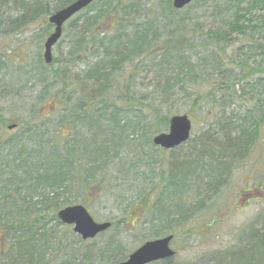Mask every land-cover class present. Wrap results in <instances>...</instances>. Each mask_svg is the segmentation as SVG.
Masks as SVG:
<instances>
[{
  "label": "trees",
  "instance_id": "trees-1",
  "mask_svg": "<svg viewBox=\"0 0 264 264\" xmlns=\"http://www.w3.org/2000/svg\"><path fill=\"white\" fill-rule=\"evenodd\" d=\"M201 1L205 5L220 8V15L223 17L228 16V19L236 17L234 23L233 19L226 22L227 27L230 31H237L243 35L246 33L243 31L245 26L241 24V19H246L242 16L246 12H243L241 6L246 5L249 8L248 12L251 13L264 8V0H196L194 3L200 2V5H203ZM74 2L76 0H59L54 8H51L47 0H0V36L22 34L34 22L45 18V33L40 36L43 41L52 33V26L46 19L55 11ZM159 3L166 6L164 13L172 14L175 11L170 0H159ZM137 4L139 5L133 2L131 11H128V7L125 11H121L124 8L121 5L120 29L113 36L109 37L105 32H98L102 17L109 11H118L110 5L107 9L100 10L89 17L88 22L82 27L77 25L73 28L78 34V44L76 51L70 53V58L82 60L83 57H78L82 49L96 51V56L83 71L84 77L69 83L67 75L71 64L70 58L67 62L65 61L66 65L60 63L57 71H52L54 81L57 84L60 82L59 84L63 86L58 94L51 96L52 108H62L60 120L55 124L57 131L55 136L46 137L48 116H42L43 113L37 110L35 116L29 118L27 124L25 123L27 127L23 130L25 131L23 138L14 137L12 133L16 130H7L14 121L7 119L4 110L0 109V153H7L5 157H0V171L7 173L10 170L14 175L20 171L24 179L19 182V185H23L26 189L10 187L7 192L0 194V234L7 242V249L2 251L3 242L0 241V255L4 258L7 256L2 264H45L43 258L49 246L48 241H45V223L53 219L58 220L57 213L63 206L71 204L68 199L61 204L60 196L69 194L80 186L86 191L97 182L102 185L103 182L97 178L98 174L105 172L112 151H118V141L121 144L126 139L124 134L129 129V126L125 125L128 119L123 118L122 115L124 112L114 105L108 106L107 101L109 93L114 90L120 92L123 87L128 92V88L133 85L131 82L133 76L123 78V86L119 83L126 66L133 65L135 59L140 57L143 59L154 57L159 50L160 57L149 68L155 71H161L163 68L169 70V74L161 76L162 74L158 73L157 76L160 85L159 79L162 78L164 81L165 87L160 95L162 97H168L175 89V84L183 85L192 74L193 68L200 73V77L195 80L197 82L202 80V68H197L190 61V50L196 48L194 41L188 40L184 31H178L179 34H172L165 40L162 48H158L155 44L162 30L156 26L154 20L151 22L144 20L143 24H137L143 19L142 10H138L135 6ZM191 7L193 5L186 9ZM9 8H14V12L9 13L7 11ZM91 9V6L88 7L89 11ZM263 29L264 22L250 26V35L247 36L249 51L246 55L247 50L245 51L244 46L240 48V52H245H242L243 56L240 55L236 58L237 60L232 61L236 70L225 69V61L214 54L211 55L212 73L206 79L215 76L217 81L212 84L211 92L196 100L201 101V98L206 97L213 104H221L212 107L219 111L218 118L214 120L215 125L202 134L198 141L192 143L189 151L183 152L185 145L189 142L171 150L169 172L166 174L162 171L161 184L139 196L129 207L130 210H140L139 213L151 215L150 235L153 234L156 238L163 235L174 236V228L175 230L181 228L202 214L209 204L226 189L238 163L250 155L249 152L260 138L259 131L264 132V43L259 41L257 44L253 39L256 34H261ZM77 51H79L78 55ZM2 65L3 63L0 65V71L3 70ZM31 65L30 69L36 71L39 76H42L46 66H50L44 63L42 57ZM254 76L256 79L252 82ZM193 78L195 77H192V80ZM91 83L94 89H91ZM76 86L82 87V96L78 104H73L72 97L65 100L66 97L60 96V93L64 94ZM73 92L74 90L71 94H74ZM49 95L47 89L39 96V102L47 101ZM230 99L244 103L246 106L244 113L236 112L233 116L227 113L225 109ZM157 100L159 101L160 97L154 98L152 95L150 104L145 107L150 110L144 116V122L147 124L145 131L140 122L129 130L136 135L137 131L141 132L140 140L145 138L143 136L150 131V128H155L154 135L161 133L162 129L169 130L171 115L163 114V106L159 103L155 108L152 106ZM135 102L137 99L133 103ZM98 105L103 108H98ZM128 106L129 110L136 107L129 104ZM127 114L132 113L129 111ZM82 125H85L93 141L88 138L79 139L73 132L65 134L67 129L77 130L78 126ZM19 126L17 123V128ZM158 127H161V130L157 131ZM104 134H110L114 138L111 145L103 138ZM152 141H149L147 145L149 147L147 152L150 154L157 149ZM16 152L17 156L14 154ZM160 152L164 160L167 151L161 149ZM186 161H189L191 166L187 173H184L182 166ZM164 177L168 179L166 184L162 182ZM156 188H159V192ZM36 190H48L53 197L52 199L44 197L41 202L36 203L34 197L28 195L30 191ZM156 193L157 195L154 196ZM85 196L84 194L83 197ZM86 199H88L87 196L83 204L86 203ZM42 201L47 209L54 207V210L51 209L53 213L51 217L44 216L42 212L31 215V212H38L37 206L41 205ZM127 214V217L133 216L130 212ZM122 222L127 223L126 220ZM256 224L250 226L245 235L246 238L238 245V248L215 257L214 264H264V217L259 218ZM115 226L113 223V227ZM94 253L93 248L87 250L85 256L87 264H91V260H94ZM101 257H107L109 260L106 262L120 263L126 260V249L121 242L113 238L107 245V249L101 251ZM173 260L158 263L171 264Z\"/></svg>",
  "mask_w": 264,
  "mask_h": 264
},
{
  "label": "rangeland",
  "instance_id": "rangeland-1",
  "mask_svg": "<svg viewBox=\"0 0 264 264\" xmlns=\"http://www.w3.org/2000/svg\"><path fill=\"white\" fill-rule=\"evenodd\" d=\"M58 1L47 0V3L51 8H54ZM170 1L171 3L173 2V0ZM133 2L139 3V5L135 6L138 10H142L143 19L139 20L137 24H143L144 20L148 22L154 20L156 26L161 28L162 33H160V38L155 44L158 48H162L165 40L172 34H179L178 31H184L186 36H188V40L194 41L196 48L190 50V61L197 68H202L203 78H201L200 82H197L195 79L200 77V73L193 68L192 74H190V77L187 78L183 85L175 84L176 87L171 91L170 95L162 97L160 95L165 87L164 81L160 78V85L157 76L159 75L158 73L162 74L161 76L167 75L169 70L163 68L161 71H155L149 68L160 57L159 50L154 57L137 58L133 65L124 68L123 76L119 81L120 85L123 86L124 84L123 78L130 76L134 77L131 81L133 85L128 88V92L123 87L120 92L114 90L109 93L107 101L109 103L108 106L114 105L121 109L124 112L122 114L123 118L128 119V122L125 123V125L129 126V129L124 134L126 139L121 144L118 141V151H112L110 162L106 165L105 172L98 174L97 178L103 182L102 185L97 182L86 191H84L83 187L76 185V187H79L78 189H74L71 193L59 198L61 204L65 203L66 199L71 202L67 206L62 205L63 208L77 204L84 205L96 222H112L116 226L112 227L108 232L98 235L96 239L83 241L79 235L74 233V227L63 225L59 219L46 221L45 241H48L49 246L43 258L45 264H87L85 256L90 248L95 250L93 254L94 260H91V264H114L110 263L112 261L106 262L109 260L107 257H101V251L107 249V245L113 238L123 244L128 257L132 252L142 247L144 243L166 236L163 235L160 238H156L153 234L150 235L149 232H152L150 231L152 226L150 223L151 215L139 213L140 210H130L129 207L139 196L150 192L152 187L161 184L162 171L166 174L169 172L170 152L165 153L164 160L160 152L161 148H157V151H152V154L147 152L149 141L155 137L154 127L150 128V131L144 134L143 137L145 138L141 140V132L138 133L137 131L136 135L129 132V130L132 127H136L137 122H140L143 131H145L147 124L144 122V116L150 112L149 108L145 109V107L150 104L152 95L154 98L160 97L156 104H152L154 108L159 103L160 106H163V114L169 115L170 113V117L188 115L193 123L192 139L185 145V151L183 152L189 151L192 143L198 141L202 134L213 128L216 123L214 120L219 115L218 109L216 110L212 107L219 106L221 105L220 103L213 104L206 97L201 98V101L196 100L211 92L212 84L217 81L215 76L211 79H206L212 73L211 55L214 54L217 58H222L225 61V69L236 70L237 68L234 67L232 61L237 60L236 58L240 55L243 56L242 52L247 50V55L249 51L247 46L249 37L247 36L250 35V26L264 22V8L251 13L248 12L249 8L246 5L241 6L243 12H246L242 14L246 19H241V24L245 26L243 31L246 33V35H243L237 31H230V28L227 27L228 24L226 22L233 19L234 23L236 17H230L229 19L228 16L223 17L220 15V8L217 9L211 5H205L202 1L203 5H200V2H196L189 9L175 10L172 14H168L164 13L166 6H162L159 0H102L91 6V11L87 9V11L80 13L73 21L66 24L63 28L64 34L62 38L52 51L54 53V61L52 65L44 68L42 76L31 70L30 65L32 63L34 65L40 57L43 59L44 56L45 40L42 41L40 36L45 33V18L34 22L22 34L1 35L0 65L3 63V70L0 71V109L4 110V115L7 119L20 125L16 132L12 133L14 137L23 138L22 136L25 132L23 130L27 127L25 123L27 124L28 119L35 116V111L37 110L41 114L43 113L42 116H48V125L45 129L47 132L45 134L46 137L49 138V136L57 134L55 124L60 120L62 108H52L51 96L58 94V91H61L63 86L59 84L60 82L57 84L51 74L52 71H57L60 63L66 65L65 61L67 62V59L70 58V53L76 51L78 34L74 32L73 28H76L77 25L82 27L88 22L89 17L100 10L107 9L110 5L118 11H109L102 17L98 32H105L109 37L113 36L120 29L121 17L119 16V11L121 5L124 6L121 11H125L126 7H128V11H131L133 10L131 8ZM7 11L9 13L14 12V8H9ZM253 39L257 44L259 41L264 43V29L261 34H256ZM243 46L245 51L240 52V48ZM78 53L79 51L76 52L77 55ZM79 56L83 57L82 60L70 58L71 64L67 75L68 83L79 77H84L83 71L88 68V63L95 59L96 51L82 49ZM192 77L195 78L192 80ZM255 79L256 76H254L252 82ZM70 84L74 85L73 83ZM93 87L91 89H94ZM47 89L50 93L49 98L44 103H40L39 96ZM72 90H74V94H71ZM81 94L82 87L76 86L64 94L60 93V96L66 97L65 100L72 97L74 100L73 104H78ZM136 99L137 102L133 103ZM233 100L231 101L230 99L231 102L227 101L229 105H226L225 111L232 116L236 112L242 111L244 113L245 104L240 100ZM128 104L136 105V107L129 110ZM97 107L103 108L100 105ZM129 111L132 114H127ZM44 121L46 120L44 119ZM78 127L77 130L73 128L67 129L65 134L73 132L79 139L88 138L93 141V137H90L85 125ZM158 128L157 131L161 130V127ZM162 132L167 131L162 129ZM259 132L260 138L257 140V144L249 152L250 155L240 161L233 170L229 184L222 194L209 206L207 205L208 208L202 214L196 216L195 219L189 221L181 228L176 230L174 228L173 234L176 236L172 243V249L176 251V255L171 264H214L213 259L215 257L238 248V245L246 238L245 235L248 233L250 226L256 224L259 218L264 217V132ZM103 138L109 141L110 145L114 141L110 134H104ZM150 138L151 140H149ZM6 154L0 153V157H5ZM14 154L15 156L18 155L17 152ZM190 166V162L186 161L183 163L182 171L187 173L186 171L190 169ZM0 175H2L0 176V194L7 192L10 187H19L26 190L23 185H19V182L24 179V175L20 171L16 175L10 170L7 173L0 171ZM163 179V184H166L167 177ZM9 183L12 184L10 185ZM47 191H30L28 195L33 196L34 201L39 203L44 197L52 199L53 194L51 195V192ZM156 191L159 192V188H156ZM84 194L88 198L85 204L82 203L86 198V196L83 197ZM156 195L157 193L154 196ZM37 207L38 212H31L32 216L39 212H42L46 217L52 216L51 209L54 210V207H48L47 209L43 201ZM127 212H130L133 216L127 217ZM123 220H126L127 223L124 224ZM134 223L136 225H133ZM0 241L3 242L2 251H5L7 242L2 234H0ZM2 256L0 255V264L7 257L4 258ZM127 257L125 258L127 259Z\"/></svg>",
  "mask_w": 264,
  "mask_h": 264
},
{
  "label": "water",
  "instance_id": "water-1",
  "mask_svg": "<svg viewBox=\"0 0 264 264\" xmlns=\"http://www.w3.org/2000/svg\"><path fill=\"white\" fill-rule=\"evenodd\" d=\"M96 0H77L75 3L65 7L62 10L56 11L49 20L54 26V33L45 41V63L50 64L53 60L52 49L60 40L63 31L62 28L70 18L78 12L86 9L88 5ZM195 0H174V8L181 10ZM170 128L168 133L159 134L155 137L153 143L156 147H161L165 150L179 148L181 144L189 141L191 138L192 124L187 115L174 116L169 121ZM15 126H10L9 130ZM57 217L62 224L74 227V233L78 234L84 241L97 238V235L107 232L112 226L111 223H96L90 216L86 207L75 205L74 207L63 208L58 212ZM174 236H166L162 239H156L146 242L132 252L128 259L118 264H152L165 259L175 257V252L171 248V242Z\"/></svg>",
  "mask_w": 264,
  "mask_h": 264
}]
</instances>
